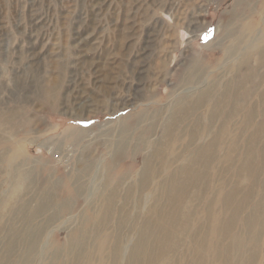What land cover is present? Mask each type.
Listing matches in <instances>:
<instances>
[{
    "label": "rangeland",
    "instance_id": "374dc122",
    "mask_svg": "<svg viewBox=\"0 0 264 264\" xmlns=\"http://www.w3.org/2000/svg\"><path fill=\"white\" fill-rule=\"evenodd\" d=\"M0 264H264V0H0Z\"/></svg>",
    "mask_w": 264,
    "mask_h": 264
},
{
    "label": "bare ground",
    "instance_id": "6f19581e",
    "mask_svg": "<svg viewBox=\"0 0 264 264\" xmlns=\"http://www.w3.org/2000/svg\"><path fill=\"white\" fill-rule=\"evenodd\" d=\"M153 238V233H152V235H151V233H148L146 236H145V238L143 239V242L140 244L141 245V248L143 249V251H142V254L141 253H139V254H137V250L135 249V254H134V257L135 258H137L139 261H136V263H139V262H141L142 260H141V258L143 257V255H144V251L149 247V245H150V239L151 238ZM135 255H137V256H135ZM7 263V262H6Z\"/></svg>",
    "mask_w": 264,
    "mask_h": 264
}]
</instances>
